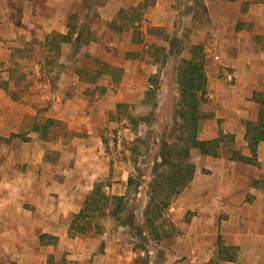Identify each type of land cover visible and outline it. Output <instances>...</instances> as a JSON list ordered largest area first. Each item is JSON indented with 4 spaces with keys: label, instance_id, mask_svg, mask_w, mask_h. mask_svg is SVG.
<instances>
[{
    "label": "crops",
    "instance_id": "0c3cea01",
    "mask_svg": "<svg viewBox=\"0 0 264 264\" xmlns=\"http://www.w3.org/2000/svg\"><path fill=\"white\" fill-rule=\"evenodd\" d=\"M3 2L6 8L8 0ZM39 4L59 15L40 16L32 23L41 25L34 38L45 46V38L52 33L66 36L69 32L65 17L73 2ZM123 5V0L93 4L100 25L87 21L77 52L72 42L77 32L70 43L60 44L57 57L65 64L61 72L48 71L45 63L32 67L33 78L43 82L33 83L30 92L48 91L38 97L49 101L44 120L38 119L41 113L28 95L12 91L8 78L3 81L6 89L0 87V264H48L51 258L54 264L62 259L73 264H124L130 254L134 256L133 248L124 252L116 235L102 231L112 225L103 219L112 216L111 208L100 217L99 234L69 236L73 217L96 184L109 197L127 195L134 167L122 143L132 142L141 133L118 118L116 109L126 104L136 111L143 100L146 109V95L153 88L150 80L157 76L149 47L136 49L131 41L134 28L126 33L130 41L111 38ZM205 6L216 37L212 47L218 54L213 58L219 60L223 78L207 77L197 140L210 141L222 134L233 136V141L225 140L217 157L194 150L195 174L177 202L183 210L195 212L198 221L217 222L224 217L211 254H201L198 234L197 242L189 243L188 260L178 264H264V142L255 148V164L232 159L233 153L252 158L245 135L247 124L258 121L260 104L255 98L264 90V0H205ZM31 7L37 8V2ZM166 17L167 7L154 9L148 24L164 26ZM103 36L104 42H99ZM90 57L94 66L80 60ZM104 65L110 69L101 73ZM96 88L101 95H92ZM131 118L146 124L144 114ZM27 120L31 127H26ZM47 120L52 121L48 131L56 124L63 128V136L54 143L48 135L41 139V132L33 131ZM21 134L28 138L29 147H23L26 141ZM169 210L174 207L170 205ZM118 228L126 229L119 224ZM219 236L224 246L237 249L235 261L219 260Z\"/></svg>",
    "mask_w": 264,
    "mask_h": 264
},
{
    "label": "rangeland",
    "instance_id": "374dc122",
    "mask_svg": "<svg viewBox=\"0 0 264 264\" xmlns=\"http://www.w3.org/2000/svg\"><path fill=\"white\" fill-rule=\"evenodd\" d=\"M35 1L38 4L37 8L31 7ZM35 1L8 0V5L5 8L3 0H0V84L2 85L3 81L8 78L12 82L10 84L12 91L22 94L21 96L28 95L29 100L32 99L30 103L33 108L41 113L38 119L44 120L43 110L49 101H43L40 98L43 93L48 91L30 92L33 83L43 82L41 78L36 80L33 78L31 69L37 63H45L48 71L61 72L65 64H61V59L56 57L53 51L48 52L47 47L43 45V40L34 38L38 30L37 27L41 26L36 27L32 24L33 21H38L36 18L50 17L53 14L59 16L56 11H49L52 8L39 4V2L44 4L46 0ZM105 1L107 0H72L73 4L65 21H68L70 27L76 29L87 27V21H93L94 26H99V15L93 4H102ZM123 3L119 18L117 17L116 31L111 38L115 41L118 39L121 43L126 40L130 41L126 33L132 32V28H134L135 35L132 36L133 40L131 41L132 43L136 42L134 46L136 49L144 50L145 47H149L148 51L151 53L152 64L156 67L157 76L150 80L153 88L146 95L148 103L146 109L143 105L144 100L138 107L139 110H136L138 113L133 107L130 109L126 104L116 109L118 115L121 116L118 118L125 119L131 129H136L141 133V136H136L132 142L124 140L122 143L129 150L134 170L132 172L133 184L123 201L124 209L121 217L133 222L134 231L131 232L129 228H118L115 218L110 214L102 218L105 221L110 220L112 225L108 229L102 228V231L108 230L107 234L116 235L125 249L124 252L132 248L135 250L134 256L130 254V260L123 262L124 264H178L188 260L186 255L190 252L189 243L193 239L197 242L195 236L198 234L202 236L199 245L203 249H201V254H211L214 248L213 244L216 245L215 237L219 233L217 228L224 216H220L217 222L198 221L195 212L185 211L180 207L177 202L178 195L171 202L174 210L168 209L166 212L165 219L169 223L164 224L162 230H158V232L145 230L138 237L137 229L144 222L143 212L148 201V186L156 179L157 174L154 168L155 164L160 161L158 157L160 142L170 143L173 139L175 104L179 98L177 71L181 60L189 59L190 49L194 45H198L202 49L201 55L204 59L206 78H223L220 62L213 58L218 54V51L212 47L216 38L214 27L205 6V0H170V2L166 0H123ZM161 7L168 9V17L165 18L166 24L164 26H149V14L154 9ZM104 37L100 38L99 42L103 43ZM93 59L92 57L87 60L80 58L81 62L86 61L89 66H94ZM23 85L25 87L21 89ZM95 94L101 95L97 88L92 91V95L95 96ZM131 111L137 119L144 114L146 124H143V121L134 122L130 115ZM30 122L27 120L26 127H31ZM139 124L140 128H138ZM63 133L62 126L56 124L47 131L48 140L54 143L63 136ZM21 135L24 136V139L26 138L24 134ZM180 136L179 132L176 133L177 138ZM28 143L29 141H26L23 147H29ZM196 153L194 150L190 153V162L193 164L198 163ZM160 173L161 171L158 172V175ZM101 220L99 216L91 220L90 230L85 238L95 232L94 226ZM201 228L203 231L197 233L196 229ZM132 233L136 234V237H133ZM191 243L193 244V242ZM196 245L197 243L194 244V246ZM57 261V264H73V261L67 259Z\"/></svg>",
    "mask_w": 264,
    "mask_h": 264
},
{
    "label": "trees",
    "instance_id": "16d2710c",
    "mask_svg": "<svg viewBox=\"0 0 264 264\" xmlns=\"http://www.w3.org/2000/svg\"><path fill=\"white\" fill-rule=\"evenodd\" d=\"M78 30V31H77ZM86 27L76 29L70 27L66 36L52 33L45 38V46L48 52L54 51L57 57L60 54V44L70 43L72 41L73 32L76 33L75 39L72 41L73 52H77L83 40ZM201 47L194 45L190 49L191 57L188 60H181L178 67V80L179 98L175 104V126L173 127L172 142H160V151L158 157L159 163L155 164L156 179L148 186L149 195L148 201L144 208L143 217L144 222L137 229L138 237L144 231H157L162 230L164 224L169 222L165 219L166 212L169 209L172 200L181 194L183 190L191 183L195 174V165L190 162L191 150H198L203 155L212 157L218 156V149L221 144L226 140L233 141V136L220 134L218 138L210 141L197 140V124L202 118L199 108L205 102L206 83L207 78L204 72V59L201 55ZM104 69L101 73L109 71V66H103ZM93 80V79H89ZM0 87L6 86L3 84ZM150 91L147 92V94ZM258 103L260 104V111L257 123H248L245 139L248 147L251 150L252 158L241 157L238 153H233L232 159L242 161L245 163L255 164V148L259 142H264V90L262 93L257 94ZM179 122V123H178ZM52 121L47 120L43 126H34L33 131L41 132V139H46L47 131ZM181 135L176 137V133ZM26 141V138L24 139ZM161 173L158 175V172ZM133 184V178L129 177L127 180V194L130 186ZM126 195L122 197H109L101 188L100 184H96L93 191L85 199L82 209L78 214L73 217L70 225L69 236L75 234H87L90 230L91 220L96 216L103 217L108 208H111V214L115 217L120 226L129 228L134 231L133 222L124 220L121 213L124 209L123 201ZM95 233L99 234L100 226L95 225ZM133 237L136 234L132 233ZM160 241V239H158ZM217 255L221 261H235L236 251L235 247H226L223 245L221 237H218ZM48 264H54L52 258Z\"/></svg>",
    "mask_w": 264,
    "mask_h": 264
}]
</instances>
